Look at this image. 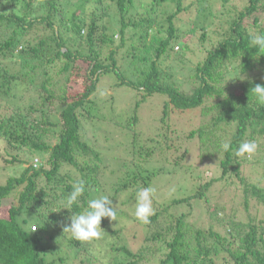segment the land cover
Masks as SVG:
<instances>
[{
	"label": "trees",
	"instance_id": "1",
	"mask_svg": "<svg viewBox=\"0 0 264 264\" xmlns=\"http://www.w3.org/2000/svg\"><path fill=\"white\" fill-rule=\"evenodd\" d=\"M88 1L95 7L87 21L79 12ZM243 1L227 9L231 16L211 30L215 38L205 20L213 13L205 14L206 9L216 3L230 6L232 0H79L71 11L65 10L68 5L57 8L70 0L0 2V25L11 29L0 42V61L39 60L45 75L36 85L35 66L21 75L0 67V139L12 157L3 160L7 167L29 162L18 176L0 184V264H95L106 262L99 254L109 247L127 254L129 261L118 264H144L150 249L158 254L157 264H264V143L259 141L264 138V105L251 92L256 84L264 85L259 75L264 74V50L251 44L253 35L264 34V0ZM195 3L201 6L187 33L190 38L197 34L205 52L185 90L186 79L174 75L175 62L188 50L180 14ZM51 14L59 15V23ZM35 24L52 35L37 42L25 38L24 31ZM105 72L115 73L116 87L142 91L136 108L146 97H166L153 127L156 147L148 143L155 136L140 140L136 134V113L119 119L113 103L95 101L100 98L93 93ZM252 72L257 74L250 78ZM61 75L65 82L57 86ZM228 75L236 78L234 86L225 81ZM18 85L25 90L29 85L32 92L22 97ZM109 107L112 114L104 110ZM174 113H196L202 123L189 119L193 124L181 129L171 119ZM90 121L94 131L87 126ZM96 127L104 137L95 134ZM227 128L232 134L224 150L220 138ZM247 141L256 143L255 152L237 156L239 144ZM117 146L122 155L102 150ZM217 148L223 152L219 175L199 164L204 159L202 164L211 165ZM190 149L196 150L195 161ZM225 175L230 179L225 181ZM81 180L85 192L79 203L71 211L61 209ZM19 186L18 204L2 213L3 199ZM145 187L154 190V214L147 224L135 216L137 192ZM212 187L223 200L209 195ZM99 190L113 201L116 218L102 219L104 238L93 241V248L64 228L89 199L99 197ZM117 230L132 238L134 250L116 245ZM46 238L54 242L47 244Z\"/></svg>",
	"mask_w": 264,
	"mask_h": 264
},
{
	"label": "rangeland",
	"instance_id": "2",
	"mask_svg": "<svg viewBox=\"0 0 264 264\" xmlns=\"http://www.w3.org/2000/svg\"><path fill=\"white\" fill-rule=\"evenodd\" d=\"M205 3V2H204ZM244 3L243 0H232V2L230 3V6L228 4L226 5H222L221 3L218 4L216 3L214 6L212 7H207L205 14L210 10L213 15L212 16H206L205 20L207 21V23L209 24L207 26V30L209 31V33L212 35V37H216V35L213 33V31H211L212 29H216V24H220V21L222 18H226L227 19L231 16L229 13H227V9L231 8V6H235V5H242ZM76 4H80L79 0H70V2L68 3H64L62 6L58 5L57 8H65V10H67L68 8L71 10L74 9ZM201 6V4H197L196 3L191 7L190 10H185L183 13L180 14V24H179V29L183 32V37H185L184 41H186L187 45H188V50H186V55L183 57L182 61H176L175 64L177 65V71H175L174 75L175 76H179L182 79H186V82H184V84L182 85V87L185 90H189L191 83L193 82V67L195 65V62H197L203 55L202 52H205V50L203 49V47L199 44L198 40H197V34L193 35L191 38L188 36L187 30L189 29V27L191 26L190 23V18L193 16L194 13H197L198 10L200 9L199 7ZM95 7L94 6V2L88 1L85 5H82L80 8V12L79 15L84 19V20H89L91 17H93V13H92V8ZM46 9V8H45ZM48 11V9H46ZM59 12V11H58ZM39 13H43L44 15L47 14V12H44L42 10H40ZM55 15V16H54ZM51 14V19L53 20V22L55 23H59V15L57 14ZM264 23V20L262 21ZM84 30H82V34H84L83 32ZM11 29L6 27L4 24L0 25V42H3L9 35H10ZM25 32V38L30 39L32 42H37L39 40L40 37H46L49 38V36L52 35V32L50 29H47L44 27L43 24H35L33 25L29 30L24 31ZM180 33V31H179ZM199 33V32H198ZM119 36H116L114 39H118ZM208 46V41H206V47ZM17 49H20V46L17 47ZM175 50H180V48L175 47ZM123 51V50H122ZM2 56V53H1ZM104 56V55H103ZM16 59V62L13 63V60ZM20 58L14 57V58H9V59H3L2 61H0V67H5L7 69V71H14L13 72H17V74L21 75V70L23 71H28L31 72L30 70H28L31 66H35L36 70L34 72V74H32L33 77V82L36 85H39V83L44 79L45 75L43 72V68L40 65V61L37 60H31L29 59L28 61H25L24 63H20ZM42 62V61H41ZM64 62H61L57 64V66L61 67L63 65ZM188 65V66H187ZM183 66V67H181ZM124 73V72H123ZM126 75V72L124 73ZM257 74V72H252L251 74H249V77L252 78ZM128 75V74H127ZM261 77H264V74H259ZM129 76V75H128ZM228 81L231 86H234L235 83L237 82L236 78L234 76H226V80ZM65 82V77L64 76H59L58 78V83L57 86L63 84ZM116 82V75L114 72H105L104 74H102L99 78V82L97 83V88L95 90V92L93 94H96L99 96V100H95L96 102H103L104 105H108L109 103H113V110L117 113V116H115L116 118H128L130 117L132 114L136 113L138 118H137V125L135 126V132L137 135H139L140 140H145L144 136H155L154 134V130L153 127L156 126L158 124V121L156 120V118L159 116L162 107H163V102L164 99H166V97L162 94H155L152 97H146L145 100H143L142 102L139 103L138 108L135 107V102L136 99L139 98L141 96V92L129 87V86H115L114 83ZM16 90L18 92H20V96L22 97H26L29 95V93H31L32 91L29 90V85L27 87V89L25 90V87L22 85H18ZM106 99V100H105ZM1 102L3 104H5L4 100H1ZM135 107V108H134ZM105 111H108L110 114H112V110L109 108H104ZM192 115V117H190ZM184 117V118H183ZM208 116H205V120H207ZM177 124V126L181 129H184L186 127H189L190 124L192 122H189V119H195V122H199L202 123L199 118H198V114H193V113H188L186 115H179L174 113L172 115V118ZM100 124H102L103 126H106V123H104L103 121L100 122ZM193 124V123H192ZM195 124V123H194ZM93 123L90 121L89 124L87 125L88 128H90L92 131H94ZM101 126V127H103ZM195 127V126H194ZM113 130H117V128L113 129ZM97 132V135L100 136L101 138L104 137V133L102 128H99L97 131V127H96V131L95 134ZM232 134V129L227 128L225 131H223V134L220 138V141H222L220 144H225L228 143L230 141V137ZM115 136V135H114ZM157 135L154 138V143L152 142H148L150 145H153V147H156V144H159V141H157ZM117 138L114 137L112 144L116 143ZM124 141V138H120V142ZM129 141V140H128ZM128 141H125V143H128ZM186 144L188 143H192L193 140L191 139H185ZM260 142L264 143V138H260L259 139ZM146 142V141H145ZM6 143L4 142L3 139H0V184L4 183L6 181V179L8 178V176H18L22 169L25 166H28V161L26 162V164H12L10 167H7V165L4 163L3 159H12V157L8 156L5 154V146ZM213 148V147H212ZM220 148L222 149V146H220ZM218 149V154L215 156L216 159H214V161H210L209 163L211 165H206V164H202L204 163V159H202L201 166L203 167L204 170H210V173H218V175L220 174V171H218L220 169V160L223 159V152H221V150L219 148ZM103 151H108L109 154H119L122 155L123 154V150L122 147L117 146L116 150H111L110 148L106 147V148H102ZM212 151L214 149H211ZM111 152V153H110ZM191 154L194 156V161L197 159L198 155L196 153V150L190 149ZM39 159L41 160L40 156ZM196 164V162H195ZM210 166H214L210 168ZM210 168V169H209ZM208 173V172H207ZM209 173V174H210ZM223 179H225V181H227L228 179V175H225L223 177ZM42 181V180H41ZM39 181L40 185H43L44 182ZM23 186H19L16 189H14L12 191L11 194H9L5 199H3V203H2V213H6V209L9 205H17L18 201H17V193L22 189ZM232 188H234V186H231ZM212 190V191H211ZM59 191V190H57ZM209 195H212V197H217L220 200H223L222 198L219 197V195L217 194V191H215V189L213 190V187L209 190ZM102 191L99 190V192H96V196H100L102 195ZM94 195V196H95ZM224 195V194H223ZM252 203V202H251ZM64 201L62 203H60V207H63ZM239 207L242 209V206L239 205ZM251 208V207H249ZM253 212V210H252ZM128 227V226H126ZM34 228V227H33ZM118 235H120V240L117 238V243L116 245L119 246L120 245H124L126 247H128L130 250H134L136 243L134 244V246H132V238L126 236L123 232H119L117 230ZM58 238L62 239L60 234H58ZM117 235V236H118ZM47 240V244L49 243H53L54 240L46 238ZM120 241L122 242V244L120 243ZM58 242V241H56ZM64 244V243H63ZM91 247H95V244H92L91 242ZM152 248L154 247V245L151 246ZM149 247V248H151ZM96 248V247H95ZM99 248V247H98ZM67 249L69 250V247H67ZM97 250V249H96ZM113 247H109L107 248L106 252L103 249V253H100L99 256L102 257H106V262H99L97 261L95 264H118V263H126L127 261H129V258L127 257V254L124 253L122 250H119L118 252H114L113 251ZM152 249L148 250L146 253V256H149V260L147 259L145 261L144 264H157V257L158 254L157 252H150Z\"/></svg>",
	"mask_w": 264,
	"mask_h": 264
},
{
	"label": "clouds",
	"instance_id": "3",
	"mask_svg": "<svg viewBox=\"0 0 264 264\" xmlns=\"http://www.w3.org/2000/svg\"><path fill=\"white\" fill-rule=\"evenodd\" d=\"M3 2V0H0ZM251 44L254 48L264 50V34H256L251 37ZM243 77V76H242ZM241 79V78H238ZM244 79V77L242 78ZM252 94L256 97L259 104L264 105V85L256 84L251 88ZM230 147L228 143L222 145L224 150ZM257 148L253 141L242 142L236 149V155L243 157L252 155ZM85 192L84 181H77L73 184L72 192L66 197L61 209L71 211L73 205L79 203V198ZM154 190L151 187H145L137 192L135 205V216L142 223H149L150 216L154 214L152 207V197ZM103 218L115 220L116 211L113 207V201L106 195L88 200L87 207L80 213L71 216V223L64 228V231L71 233L72 237L81 242H93L104 238L105 231L101 227Z\"/></svg>",
	"mask_w": 264,
	"mask_h": 264
}]
</instances>
